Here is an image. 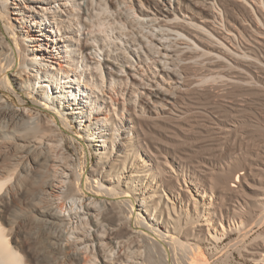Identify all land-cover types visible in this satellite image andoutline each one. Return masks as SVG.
Wrapping results in <instances>:
<instances>
[{"label":"bare ground","instance_id":"6f19581e","mask_svg":"<svg viewBox=\"0 0 264 264\" xmlns=\"http://www.w3.org/2000/svg\"><path fill=\"white\" fill-rule=\"evenodd\" d=\"M111 1L0 0V22L10 25L5 17L10 12L25 33L24 41L33 47L24 52L23 66L17 68V41L12 33L13 47L0 27V109L1 89L14 88L36 91L40 108L56 115V107H72V119L99 147L96 171L107 181L124 182L139 197L133 202L125 191L92 178L87 182L95 195L124 196L120 204L127 216L114 212L116 203L113 207L107 202L109 212L103 213L90 198L73 199L65 209L61 201L71 185V163L47 158L59 168L53 177L47 175L42 189L50 203L44 212L60 227L53 248L72 264H210L200 244L226 242L228 254L264 264V194L256 200L263 210L256 217L246 212L249 205L240 196L249 166L240 168L243 163L227 159L219 165L224 173L220 179L210 177L200 185L184 158H173V166L145 139L147 120L175 117L178 94L187 92L197 100L217 84L240 93L258 78L252 68L261 69V62L247 53L246 37L262 43L258 38L264 36V0H144L146 5L138 1L136 6L124 0L123 14L110 7ZM195 8L198 18L192 12ZM105 19L114 22L108 26L110 36L102 29ZM129 25L139 31L118 30ZM214 64L226 74L214 75ZM197 66L207 73L188 78ZM16 115L31 131L43 125L57 128L53 117L42 120L25 109ZM62 123L69 125L66 119ZM75 175L79 189L82 174ZM4 185L0 180V193ZM226 193L242 199L232 217L218 208V198ZM0 264H26L1 225Z\"/></svg>","mask_w":264,"mask_h":264},{"label":"rangeland","instance_id":"374dc122","mask_svg":"<svg viewBox=\"0 0 264 264\" xmlns=\"http://www.w3.org/2000/svg\"><path fill=\"white\" fill-rule=\"evenodd\" d=\"M138 1L146 5L144 0H131L135 6L139 4ZM122 2L124 0H118L117 3L112 0L109 4L111 8L123 14ZM188 3L190 4V2ZM8 5V10H11V6ZM191 8L192 6L189 7V9ZM189 9L188 11H190ZM192 12L196 18L200 17L198 14L200 11L197 8ZM201 16L206 17V11L202 10ZM5 17L10 25L7 21H1L0 27L13 47L11 38L12 33L14 34L20 49L15 52L16 65L17 68H20L25 59L23 58L24 52L26 54L28 48L32 49L33 47L29 42L24 41L25 33L20 29L18 23L12 20L13 16L10 12L5 14ZM122 20L124 21L123 17ZM105 21L106 24L102 29L110 36L111 30L108 26H114V22L113 19H110L108 23V19ZM118 30L120 32H136L138 28L129 25ZM145 31L147 30L143 32ZM37 34L31 33L34 37H37ZM201 39L203 43H208L206 38L202 37ZM246 39L249 40L248 46L250 47L247 53L252 56L256 55L262 67L259 70L252 68V75H257L258 78L250 80L251 85L245 87L243 92H236L234 87L222 84L214 85L215 90L207 94L205 92L204 96L202 94V97L196 98L197 100H194L195 97L192 99L189 98L190 96L187 97V92H183L184 95L179 96L178 94L175 100L172 111L175 116L173 119H149L146 121V142L153 150L158 148L159 152L161 151V154L166 156L173 166H176L173 158L179 156L184 158L186 163L193 167L194 172L198 174L200 185L207 184L211 178L212 180L220 179L224 173L222 174L219 165L227 159L236 160L239 164L243 163L242 167L239 166L240 168L249 166V174L246 176L240 195L243 200L230 193L221 196L223 198H218L219 210L230 217H232L231 211L236 209L240 200L249 205L245 211H249L251 216L256 217L260 212L263 213V210H259L257 207L256 200L260 198V194H264V36L258 38L262 42L261 45L257 44L252 37H246ZM240 41L242 40L240 39ZM199 46L206 48L202 44ZM194 50L199 54L202 53L201 49ZM248 61L251 60L248 59ZM213 66L211 71L214 75L226 74L217 65ZM197 67L194 68L195 70L193 69L196 73L189 72L188 78L192 79L194 75L204 72L200 66ZM165 86L167 87V85ZM13 90L1 89L3 108L0 109L2 110L0 111V180L5 181V185L0 193V225L4 229L11 247L21 255L26 264L60 262L72 264L67 257L65 258L63 254L53 248V237L60 233V227L44 212L50 203L43 195V183L46 181L47 175L53 177L59 171V168L54 166L55 162L47 161V158L53 160L58 158L57 160H66L71 163L73 169L70 177L71 185L66 189L65 197L61 201L65 209L71 205L73 199L90 198L98 203L99 210H102L103 213L109 212L106 207H109L110 203L111 205L116 203L115 208L118 210L113 208L114 205L110 206L113 208L112 210L115 209L114 212L116 211L124 217L127 216L124 205L120 204L124 196L116 198L103 194L95 195L87 182V180L90 182L92 178H96L106 187L115 188L120 192L125 191L128 194L127 198L133 202H137L139 197L134 190L126 188L124 182H120L118 185L115 180L114 182L112 179L107 181L108 177H103L98 169L96 171L99 147L94 146V143L97 142L87 140L86 134L72 119L70 114L74 111L72 107L69 109L56 107L59 111V114L56 115L52 109L43 110L40 108L36 91L34 93L28 90V93L20 88ZM201 92L203 93V91ZM22 109L27 110L32 114V117H41L42 120H52L53 117L57 122V128L52 131L43 125L39 131L37 129L28 130L24 122L16 115V112ZM62 119H66L69 125H64ZM13 124L14 126L16 124V127H13ZM49 138L51 141L52 138L56 139L57 142L52 141L55 145L49 141ZM47 139L51 146L47 145L49 144ZM75 173L82 174L79 189L76 188ZM229 180V184H231L232 180ZM131 227L133 229L135 227L137 230L133 221H131ZM234 236L235 234L232 238ZM225 243L213 245L215 247L209 242L200 244L206 254L205 258H208L210 264H252L248 258L241 257L237 253L228 254L223 247ZM255 247L256 245H252V248ZM152 262L147 263L151 264Z\"/></svg>","mask_w":264,"mask_h":264}]
</instances>
